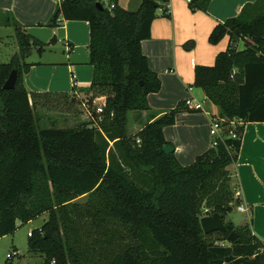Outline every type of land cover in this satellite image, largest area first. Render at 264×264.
<instances>
[{"label":"trees","instance_id":"obj_1","mask_svg":"<svg viewBox=\"0 0 264 264\" xmlns=\"http://www.w3.org/2000/svg\"><path fill=\"white\" fill-rule=\"evenodd\" d=\"M111 1L108 9L98 0H60L47 22L55 28L60 17L89 28L90 116L71 128L41 127L34 99L40 94L23 83L31 65L25 58L55 36L43 42L5 18L18 50L0 63V238L14 233L18 222L47 213L27 238L41 264H264V240L247 223L224 222L225 231L209 234L200 226L202 216L224 219L238 203L227 167L239 152L244 123L264 122V0L245 4L208 36L216 44L227 35L228 44L213 65L194 67L193 86L218 107L222 125L231 123L235 136L226 133L187 165L174 151H162L171 144L163 127L178 113L198 109L180 102L150 114L139 129L130 127L129 114L148 112L147 95L160 89L141 41L167 0H141L136 9ZM209 2L189 4L206 11ZM12 69L14 87L4 89ZM232 230L236 240L228 242Z\"/></svg>","mask_w":264,"mask_h":264},{"label":"crops","instance_id":"obj_2","mask_svg":"<svg viewBox=\"0 0 264 264\" xmlns=\"http://www.w3.org/2000/svg\"><path fill=\"white\" fill-rule=\"evenodd\" d=\"M254 1L210 0L207 10L203 11L193 9L186 0H167L168 13L163 14L161 9L156 11V17L151 23L150 37L141 41V50L147 57L150 70L160 78V89L147 95L150 107L148 112L129 114L132 120L130 127L139 129L149 120L150 114L159 115L190 98L188 107L198 110L182 111L176 115L173 124L163 127L164 138L174 147L175 156L182 165L191 163L198 154L211 146L209 128L211 121L219 113L218 107L205 97L200 88L201 98L192 93L197 88L193 86L194 67L213 65L216 55L228 44L227 35L216 44L208 41L214 26L239 15L245 4ZM117 2L124 8L136 9L141 0ZM56 6L55 0H0V27H6L5 18L12 16L29 34L43 42H48L55 36L56 41L52 44L62 42L69 53L66 56L69 63L63 69L56 66L60 62L57 57L30 62L28 71L23 74V83L28 92L40 94L34 97L35 111L46 97L48 100L53 96L75 93L74 90H66L67 74H70L72 86V75H75L79 85L75 72L86 84L90 83L92 76V66L90 68L71 61L80 51H84L86 61L89 59L87 22L63 20L55 28L47 26ZM47 70L50 74L45 75L44 71ZM83 112L79 114L80 120L76 122H88L90 115L87 111ZM224 133L223 129L220 134ZM227 169L233 189L237 188L239 191L238 204L248 209L242 213H246L248 219L254 218L249 226L251 232L264 240V217H259L264 214V122L244 123L239 152Z\"/></svg>","mask_w":264,"mask_h":264},{"label":"rangeland","instance_id":"obj_3","mask_svg":"<svg viewBox=\"0 0 264 264\" xmlns=\"http://www.w3.org/2000/svg\"><path fill=\"white\" fill-rule=\"evenodd\" d=\"M60 0H55V2H59ZM160 8L157 9V12ZM81 36V34L79 35ZM89 38V33H88ZM245 40L240 41L238 47L241 48L245 45ZM18 44L16 42L13 28L12 27H0V63H6L10 60V57L17 52ZM69 53L66 51L62 42H57L55 44H50V46L45 47L43 49V53L40 54L36 50H32V52L25 58L26 63H30L32 61H38L39 59H52L56 58L60 59V62L56 64L59 68L63 69L68 65L69 62L66 60V56ZM41 55V56H40ZM73 63L78 65H87L91 68L89 64V59L86 61L84 56V51H80L78 56L72 58ZM52 66V65H50ZM84 67V66H83ZM77 80L79 85L72 86L70 81V74H67V82L65 83V87L67 91L74 90L73 95L60 96V97H50L49 101L46 104H40V108H38V113L36 111L39 125L41 127H57V128H71L75 127L78 124L83 122H76V120H80L79 114L84 113L83 111H87V114L90 115L89 106L86 104V94L88 84L82 81V78L77 75ZM45 75L50 74L48 70L45 72ZM59 76V74H58ZM72 87V88H71ZM193 94H196L199 98L202 97L201 90L199 88H194ZM79 94V95H78ZM67 98V100H66ZM68 108V109H66ZM51 120V122L49 121ZM87 123V122H86ZM225 133L232 131V124L226 123L222 125ZM85 198L80 197L77 200L83 201ZM238 203H234L232 210L224 217V222L231 221L234 225H239L242 223H247L249 226L252 224L254 218L248 219L246 213L239 212L236 208ZM261 219H263L264 214H261ZM47 218V213H42L37 218L29 221L26 224H18L17 229L12 233V235H6L0 238V264H41L40 255L34 252L29 251L27 246V238L28 233L33 228L39 227L44 220ZM264 237V236H263ZM264 239V238H262ZM16 250L18 252L17 256H12L11 258H7L6 254Z\"/></svg>","mask_w":264,"mask_h":264},{"label":"water","instance_id":"obj_4","mask_svg":"<svg viewBox=\"0 0 264 264\" xmlns=\"http://www.w3.org/2000/svg\"><path fill=\"white\" fill-rule=\"evenodd\" d=\"M96 5L99 8H103L100 2H97ZM17 78L16 69H12L3 84L4 89H12L14 87L15 81ZM162 151L165 154H169L174 151V147L171 144L164 145ZM200 226L204 234H209L214 231H225L226 226L224 223L223 217L218 213H213L210 215H204L200 218ZM236 240V233L232 230L227 236L228 242H233Z\"/></svg>","mask_w":264,"mask_h":264},{"label":"built area","instance_id":"obj_5","mask_svg":"<svg viewBox=\"0 0 264 264\" xmlns=\"http://www.w3.org/2000/svg\"><path fill=\"white\" fill-rule=\"evenodd\" d=\"M102 5H105L108 7V9H111L113 8L114 6V3L111 1V0H98ZM188 3L190 2V0H186ZM167 2H160V9L162 10V12L164 14H167L168 13V7H167ZM56 23L58 25H60L62 23V19L60 17H58L56 19ZM72 78H73V86H77V81L75 79V75H72ZM191 88H189L190 90ZM185 105L189 106L190 103H191V99L190 98H187L185 101H184ZM199 107V106H198ZM97 113H101L102 109L100 107H98L96 109ZM223 126H222V122H221V119H219L218 117L214 118L212 121H211V124H210V128H209V134L210 136H212V141H211V146H215L216 145V142L218 139H221L223 137V135L220 134V132L223 131ZM228 135L234 137V133L230 130L228 132ZM234 190V197L237 198L239 196V191L237 188L233 189ZM237 210L238 211H241V212H246L248 209L242 205V204H238L236 206ZM18 252L16 250H13L12 252L10 253H7L6 254V257L7 258H11L12 256H17ZM54 261H51V264H53Z\"/></svg>","mask_w":264,"mask_h":264}]
</instances>
